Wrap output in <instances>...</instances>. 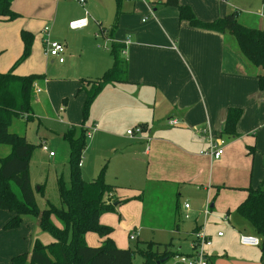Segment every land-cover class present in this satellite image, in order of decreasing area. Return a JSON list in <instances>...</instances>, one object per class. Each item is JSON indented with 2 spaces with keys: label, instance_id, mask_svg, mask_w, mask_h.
Wrapping results in <instances>:
<instances>
[{
  "label": "crops",
  "instance_id": "obj_1",
  "mask_svg": "<svg viewBox=\"0 0 264 264\" xmlns=\"http://www.w3.org/2000/svg\"><path fill=\"white\" fill-rule=\"evenodd\" d=\"M63 1L54 0L53 6L49 0H12L11 8L18 13V17H28L21 19L20 28L33 34L34 46L42 45L41 39L46 36L42 33L45 24L50 26V30L52 25H56V28L61 25L67 28V33L92 31L90 17L87 26L82 29L72 30L68 27L72 20L94 15L87 13L85 4L77 0L81 7L69 13L65 8H59ZM159 1L163 0H147L145 3L134 0L131 10L123 12L118 20L117 31L115 26L111 36L108 35L109 29L105 30L98 23L103 38L108 36L109 44L111 40L123 44V56L127 60V81L106 85H119L110 102L111 109L123 110L126 116L135 117L144 126L143 132L119 151L129 149L130 154L144 157L139 160H145L150 167L144 176L145 183H148L155 201L167 202V211L173 213V216L179 217L181 209L177 203L178 197L191 189V186L205 185L203 188L207 191L215 189L224 195L227 200V220L231 219L232 226L239 229L233 228L237 236L231 238L225 237L224 232L218 236L220 230L212 235L213 240L205 249L208 264H264L261 244L246 246L239 243L240 234L252 233L242 219L231 213L245 198L244 188L259 185L264 177L263 163L253 164L252 168L249 165V159L255 156V146H258L259 151L264 150V90L258 88L256 81V75L264 74V70L248 67L231 38L216 31L192 27L184 20L179 21L176 7L160 4ZM232 6H221L213 2L197 3L193 10L199 19L209 21L220 17L222 13L235 10L231 9ZM32 10L39 16L31 15ZM243 20L240 21L243 25L264 31V20L250 16H245ZM5 21L10 20L0 19V26ZM49 38L52 39L51 33ZM65 47L64 44V52L67 51ZM101 48L100 44H93L89 52L96 57ZM21 49L22 42L15 41L14 48L10 51L5 48L2 57L6 60L16 58ZM75 50L68 47V52ZM79 50L83 52L85 48ZM42 57L47 62L56 61L45 56L43 50ZM107 61L99 63L102 73L112 64V59L111 62ZM58 63H64V60ZM2 70L0 68V72H4ZM44 79L46 77L43 75L35 86H43L39 88V93L44 94L47 102L45 93H49L53 82L44 84ZM71 81L70 94L86 83L76 79ZM230 107L242 110L235 125L236 136L232 137L222 134L226 112ZM168 118L176 119L177 125H168ZM201 128H207L211 137L223 139V151L218 159L200 153L201 149L207 148L204 135L197 132ZM124 136L129 138L125 133ZM249 146L253 147L252 154L247 153ZM140 193L142 199L143 193ZM113 197L117 200L123 198L116 194V190L113 191ZM227 211L231 214H227ZM10 217L11 213L7 220ZM14 231L8 232L9 236L15 237ZM87 237L86 243L94 246L97 240L89 241Z\"/></svg>",
  "mask_w": 264,
  "mask_h": 264
},
{
  "label": "rangeland",
  "instance_id": "obj_2",
  "mask_svg": "<svg viewBox=\"0 0 264 264\" xmlns=\"http://www.w3.org/2000/svg\"><path fill=\"white\" fill-rule=\"evenodd\" d=\"M49 1L54 6V0ZM133 1L121 0L120 4H117L115 0H86L84 3L85 11L94 15L87 16L88 20L90 17L89 22L92 24V31L89 32L67 33V28H63L61 25L56 28V25H52L51 30L49 29L48 34L42 37L41 41L43 42L45 39L57 40L65 44L67 51L62 56L64 63H58L57 60L47 62L42 57L43 43L36 47L32 42L28 57L15 67L16 73H42L46 77L44 84L48 81L53 82V84L49 93H45L48 97L47 102L44 94L34 91L35 94H38L37 102L34 101L33 104L34 118L28 122L22 118L14 119L9 125V130L23 135L34 145L29 160V175L35 192L36 206L41 210L46 207V200L57 207L61 205L56 180L61 175L65 181H68L69 148L66 141L60 138V134L65 132L69 125L79 126L83 122L87 132L91 131L92 133L87 135L86 132L85 147L79 167L81 177L89 181L102 170L104 180L116 186V194L123 198H130L125 203L116 206L114 211L102 214L98 218V222L112 228L111 238L115 246L130 248L134 251L131 264H142L141 253L148 247L149 251H156L159 255H164L163 244L171 243L169 249L172 251L178 249V252L182 254L190 252L191 243L195 237V227H202L206 235L211 236V241L213 240L212 235L217 230L224 232L225 237L231 238L237 236L233 228L239 229V227H233L232 220H227V200L224 195L215 189L207 191L206 188H203L205 185L191 186V189L186 190L185 194L182 193L178 197L177 203L181 209L179 217L173 216V213L167 211V202L155 201L154 195L144 179L150 167L147 166L145 160H139L144 159V157L140 158V154H130L129 149L119 151L128 141L134 140L137 136H134L133 139L126 138L124 136L126 130L142 125L135 117L126 116L123 110L111 109L110 102L119 85L104 86L91 102L88 116L85 119L82 116V105L85 99L83 91L76 88L72 94L68 92L73 83L71 80L76 79L84 82V80L101 76L99 63L105 60L111 62V58L108 52L109 40L107 37L103 38L98 23L105 30L115 25L116 32L118 20L122 17L123 12L131 10ZM136 1L145 3L147 0ZM179 1L188 4L197 18L200 17L193 10L197 3L213 2L221 6L232 4L231 9L236 10L239 22H243L245 16L264 20V0ZM79 7L81 6L76 0H64L59 8H65L67 12L73 13ZM85 11L83 9L84 13ZM30 13L39 16L33 10ZM224 14L222 13L220 16ZM254 14L261 17H256ZM64 15L65 12L62 16ZM23 18L20 15L15 20L1 23L0 68L3 69L2 71H7L21 54L22 49L16 58L6 60L2 57L5 48L10 51L14 48L15 41L21 42L20 27H22L21 19ZM24 19H28V17ZM50 33L52 39L49 38ZM97 43L102 48L95 57L89 52V47ZM68 47L76 50L68 52ZM79 48H85V50L81 52ZM39 85L38 87L41 88ZM85 86L91 88L92 84L86 82ZM60 108L63 110L60 111ZM57 133H59L58 136ZM257 134L258 130L255 133L256 137ZM42 141L48 150L53 152V157L48 155V151H43L40 148ZM205 149L203 148L201 151ZM7 151V146L0 148V156L5 155ZM258 151L259 148L256 145L255 156L249 159L251 168L253 164H264V150ZM40 184L45 186L43 194L36 192ZM140 192L143 193L142 199H136L135 196ZM211 203L213 206L209 207ZM184 204H187L188 207L185 208ZM194 209L196 210L192 212L191 210ZM9 214L7 211H0V264H9L11 256L29 252L36 241L48 244L53 240L49 233L38 227L35 218L31 216L22 217L15 228L6 229L4 225ZM52 221L59 225V221L54 216H52ZM11 230H15V237L9 236L10 233L8 232ZM129 235H133L134 239H130ZM87 236L89 241L97 240L95 245L100 244L101 241L93 232L88 233ZM155 246H158L157 249ZM160 264L178 263L175 258L171 257Z\"/></svg>",
  "mask_w": 264,
  "mask_h": 264
},
{
  "label": "trees",
  "instance_id": "obj_3",
  "mask_svg": "<svg viewBox=\"0 0 264 264\" xmlns=\"http://www.w3.org/2000/svg\"><path fill=\"white\" fill-rule=\"evenodd\" d=\"M115 1L117 4L121 2ZM11 2L12 0H0L1 20L18 17V13L11 8ZM159 3L174 5L179 21L184 20L192 27L216 31L231 38L248 67L264 70V31L240 23L236 10L213 20L203 21L194 15L189 5L182 4L179 0H163ZM114 27L115 25L107 30L108 35H112ZM20 40V56L7 71L0 72V148L8 147L6 154L0 156V210L11 213L4 225L6 229L15 228L22 217L31 216L35 218L38 227L49 233L53 240L48 244L36 241L29 252L11 256L9 264H131L134 251L115 246L110 236L112 228L98 222L102 214L114 211L118 203L130 198H114L113 191L116 187L104 180L102 170L89 181L81 177L78 163L85 147L86 127L83 122L79 126L69 125L60 134L69 148L68 181L61 175L56 180L61 205L57 207L46 200L45 208L39 210L36 206L29 175V160L34 145L23 135L9 130L14 119L22 118L28 122L34 118L35 83L43 78L39 74L14 73L17 64L30 53L33 34L22 29ZM122 50L123 44L111 40V66L101 76L84 80L92 86H82L79 89L85 94L83 119L88 116L91 102L104 86L127 81V60ZM256 81L258 88L264 90V74H257ZM241 113L239 107L227 109L222 134L236 136L235 125ZM247 153H253L252 146L248 147ZM44 188V184H40L36 192L43 194ZM244 190L245 198L231 213L242 219L252 235L261 239V250L264 252V177L259 185L248 186ZM135 198L140 199L141 193ZM231 213L227 211V214ZM52 216L59 221V225L53 223ZM91 232L101 239L100 244L93 246L86 243V235ZM170 246L171 243L163 244L162 251L165 254L159 255L156 251H149L147 243L148 249L141 253L142 264H158L179 254L178 251L170 250ZM155 247L157 249L158 246Z\"/></svg>",
  "mask_w": 264,
  "mask_h": 264
},
{
  "label": "built area",
  "instance_id": "obj_4",
  "mask_svg": "<svg viewBox=\"0 0 264 264\" xmlns=\"http://www.w3.org/2000/svg\"><path fill=\"white\" fill-rule=\"evenodd\" d=\"M80 4H84V0H77ZM88 24L87 17L78 18L69 22L68 27L72 30L82 29L86 27ZM50 29L49 25H44L42 28V33L45 35L48 34ZM43 54L47 57L54 58L58 62L63 61L62 54L64 53V44L58 41L45 39L43 41ZM36 92H39L40 89L36 88ZM61 110V109H60ZM167 124L170 126L177 125V120L174 118H168ZM143 126H135L131 129H127L125 135L129 138H133L134 136H138L143 132ZM87 132V130H86ZM198 134L204 135L207 141V148L204 151H200L201 154H205L210 156L212 159H218L222 154L223 147V139L222 138H213L209 134V130L207 128H201L198 131ZM87 135H91V131L87 132ZM40 148L43 151H48V155H53L52 151H49L46 144L44 142L40 143ZM78 165H81V160ZM188 205L184 204L186 208ZM206 213V212H205ZM196 232L194 234V239L191 243V251L187 254H178L175 256V259L178 264H208L207 255L205 249L210 246L211 240L206 235L205 231L202 227H196ZM217 235H222V232H217ZM130 239H134L133 235H129ZM239 243L246 246H258L260 244L259 237L250 234H240L238 237Z\"/></svg>",
  "mask_w": 264,
  "mask_h": 264
},
{
  "label": "water",
  "instance_id": "obj_5",
  "mask_svg": "<svg viewBox=\"0 0 264 264\" xmlns=\"http://www.w3.org/2000/svg\"><path fill=\"white\" fill-rule=\"evenodd\" d=\"M115 205V204H114Z\"/></svg>",
  "mask_w": 264,
  "mask_h": 264
}]
</instances>
